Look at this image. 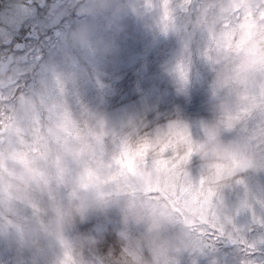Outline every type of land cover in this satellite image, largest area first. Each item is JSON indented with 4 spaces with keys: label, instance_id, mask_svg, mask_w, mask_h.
<instances>
[{
    "label": "clouds",
    "instance_id": "obj_1",
    "mask_svg": "<svg viewBox=\"0 0 264 264\" xmlns=\"http://www.w3.org/2000/svg\"><path fill=\"white\" fill-rule=\"evenodd\" d=\"M26 7L37 41L0 47V264H250L232 221L245 201L264 209V0ZM157 8L179 46L163 121L93 91L124 21ZM173 124L162 154L152 145Z\"/></svg>",
    "mask_w": 264,
    "mask_h": 264
},
{
    "label": "rangeland",
    "instance_id": "obj_2",
    "mask_svg": "<svg viewBox=\"0 0 264 264\" xmlns=\"http://www.w3.org/2000/svg\"><path fill=\"white\" fill-rule=\"evenodd\" d=\"M170 13L164 14L161 8H157L146 14L147 22L136 25L138 28H128L132 25V18L124 21L121 56L105 69L103 79L93 88L94 92L104 95L113 109L129 112L144 110L150 119L163 121L177 102L176 86L166 75L167 65L179 48L175 34L167 31L166 21ZM145 19L140 18V22ZM177 23H182L179 16ZM102 81L104 85L101 89L99 85ZM167 149L164 148L161 153ZM232 223L255 246L253 254H249L250 264H264V209L258 204L252 206L236 216ZM215 238L212 235V239ZM219 258L224 264H231L236 259L222 252Z\"/></svg>",
    "mask_w": 264,
    "mask_h": 264
},
{
    "label": "trees",
    "instance_id": "obj_3",
    "mask_svg": "<svg viewBox=\"0 0 264 264\" xmlns=\"http://www.w3.org/2000/svg\"><path fill=\"white\" fill-rule=\"evenodd\" d=\"M150 12H152V10L148 13ZM26 13V0H0V47L3 45H13L19 51L25 47L31 46L37 41V33L33 31L32 27L27 24L22 26L21 24V17ZM146 14L147 13L141 15L140 18L146 17V19L141 22L140 19L129 17L133 19V22L128 28H138L136 25L142 22L146 23L148 17ZM102 85H104L103 81L99 85L101 89Z\"/></svg>",
    "mask_w": 264,
    "mask_h": 264
},
{
    "label": "snow or ice",
    "instance_id": "obj_4",
    "mask_svg": "<svg viewBox=\"0 0 264 264\" xmlns=\"http://www.w3.org/2000/svg\"><path fill=\"white\" fill-rule=\"evenodd\" d=\"M36 39H38V36L36 37ZM178 135H181L180 131L178 130L177 126L175 124L173 125H170L169 126V130L167 133H164L162 135H158L156 140H155V144H153L152 146L154 147L156 144L158 145H163V147H160V151L163 152L164 151V148H168L169 147V144L167 142H164V137L165 136H168V137H175V136H178ZM150 142H145V145L143 147H147L149 145ZM139 154V153H137ZM181 159H185V157H182ZM179 164H180V161H177L176 164L173 165V170H175L176 168L179 167ZM231 174V173H230ZM176 176L178 177L179 176V173L177 172L176 173ZM185 179H187V177L185 176ZM242 183V182H241ZM190 184V182H189ZM245 204L247 205L248 208H251V205L250 204H247V201H245ZM210 236L212 235H215V230H213L212 232L209 233ZM255 246L253 245V248ZM250 255L253 254L252 253H249Z\"/></svg>",
    "mask_w": 264,
    "mask_h": 264
}]
</instances>
